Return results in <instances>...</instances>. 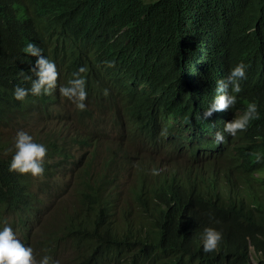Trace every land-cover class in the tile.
I'll list each match as a JSON object with an SVG mask.
<instances>
[{
	"label": "trees",
	"instance_id": "16d2710c",
	"mask_svg": "<svg viewBox=\"0 0 264 264\" xmlns=\"http://www.w3.org/2000/svg\"><path fill=\"white\" fill-rule=\"evenodd\" d=\"M29 42L68 80L86 66L81 75L88 96L109 89L110 80L131 93L147 83L173 104L175 119L193 115L199 122L212 100V74L245 61L258 77L244 93L264 106L258 52L264 46V0H0V129L55 103L47 95L24 101L12 96L17 85L29 88L36 78L31 69L37 57L24 52ZM252 140L231 150L236 170L224 180L204 175L183 182L197 216L178 203L163 207L164 189L140 179L131 191L137 208L120 225L115 202L103 190L106 182L91 196L87 181L76 187L77 201L60 207L43 228L40 251L56 255L67 240L72 255L63 259L66 264H264V171L253 178L264 168V135L260 144ZM7 146L0 133V206L10 197L32 217L30 181L9 171L10 160L1 155ZM205 226L222 233L210 253L202 250Z\"/></svg>",
	"mask_w": 264,
	"mask_h": 264
},
{
	"label": "clouds",
	"instance_id": "9594fccd",
	"mask_svg": "<svg viewBox=\"0 0 264 264\" xmlns=\"http://www.w3.org/2000/svg\"><path fill=\"white\" fill-rule=\"evenodd\" d=\"M24 52L37 57L31 69L36 78L31 79L29 88L17 85L12 96L19 101L28 95L52 97L55 103L49 111L40 110L45 117H53L55 123L42 132H32L27 127L35 123L28 114L11 119L10 125L0 129L2 139L8 143L1 155L9 158V171L28 178L29 191L35 197L32 217L10 197L0 206V264H66L63 259L67 257L59 255L64 242L58 245L56 255H44L40 251V233L60 207L71 203L61 200L62 196L71 191L77 201L75 189L87 181L91 196L101 191V183L106 182L103 190L107 199L115 202L114 221L120 225L137 208L131 191L140 179L164 189L163 207L178 203L197 216L190 205V189L183 182L204 175L224 180L230 169L236 170L232 160L237 154L231 152L234 146L251 143L252 139L260 144L264 135V106L244 93L258 72L255 66L250 70L245 61L221 76L218 72L212 74V100L202 109V115L199 113L203 120L199 122L193 115L175 119L173 104L165 103L167 99L163 100L147 83L139 86L137 93H131L110 80L109 89L99 96H88L85 76L81 75L87 72L86 66H79L68 80L34 43H27ZM258 52L264 59L263 45ZM62 101L67 104L64 110L58 105ZM21 121L26 124L17 130L14 141L5 139L3 129ZM117 127L127 133L128 144L120 141ZM213 143L221 146L214 148ZM171 156L173 161L166 159ZM263 171L264 168L256 171L254 180L262 177ZM126 175L128 184L124 182ZM121 183H125L124 189ZM46 210L49 212L44 222L35 229ZM221 239V231L205 226L201 233L203 252L217 250Z\"/></svg>",
	"mask_w": 264,
	"mask_h": 264
},
{
	"label": "rangeland",
	"instance_id": "374dc122",
	"mask_svg": "<svg viewBox=\"0 0 264 264\" xmlns=\"http://www.w3.org/2000/svg\"><path fill=\"white\" fill-rule=\"evenodd\" d=\"M145 2H154L155 0L152 1H148V0H144ZM58 105L62 108V110L67 108V104L65 101L59 102ZM54 111H57V106L54 105ZM30 119H32L35 123V126H30L27 127V129L29 131L32 132H42L43 130L47 129L49 126L53 125L55 123L54 118H47L42 114V110H35L32 114H29ZM26 122H20V123H16L14 124L13 128H8V129H3V135L5 139H11L12 141H14V137H15V133L17 132V130L22 129L25 126ZM16 125V126H15ZM118 132H121V136L119 137L120 141L122 143L128 144V135L127 133L122 130V127L116 128ZM143 154H148V152H143ZM167 160H174V157H168L166 158ZM130 181V179L128 178V176H125L124 182L126 184H128V182ZM125 183H121L119 186L121 187V189L125 188ZM61 200H69L70 202H76V197H73V194L71 191H67L63 196ZM49 211H45L43 216H42V220L41 223H39L35 229L39 228L41 226V224L44 222L46 215ZM29 246L34 247L33 244H29ZM59 255L64 257H69L72 255V250L70 249V245L68 243V241H65L64 244H62L59 247ZM254 258V256H253Z\"/></svg>",
	"mask_w": 264,
	"mask_h": 264
},
{
	"label": "bare ground",
	"instance_id": "6f19581e",
	"mask_svg": "<svg viewBox=\"0 0 264 264\" xmlns=\"http://www.w3.org/2000/svg\"><path fill=\"white\" fill-rule=\"evenodd\" d=\"M195 24V23H194ZM223 62V61H222ZM224 63V62H223Z\"/></svg>",
	"mask_w": 264,
	"mask_h": 264
}]
</instances>
